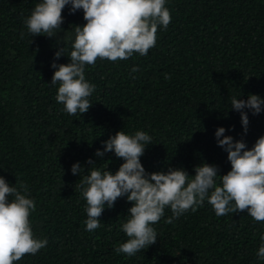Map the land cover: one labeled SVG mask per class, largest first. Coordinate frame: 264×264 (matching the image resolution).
I'll return each instance as SVG.
<instances>
[{"label":"trees","instance_id":"1","mask_svg":"<svg viewBox=\"0 0 264 264\" xmlns=\"http://www.w3.org/2000/svg\"><path fill=\"white\" fill-rule=\"evenodd\" d=\"M39 2L0 0V176L27 184L36 202L33 233L48 241L15 264H264L256 255L264 222L247 212L217 217L207 201L171 224L165 208L153 225L155 244L131 257L118 254L115 248L128 239L121 224L131 202L124 196L112 208L105 205L101 226L89 232L86 201L75 187L87 173L71 172L77 162L87 171L92 159L95 168L115 173L124 161L114 152H95L120 130L152 137L140 158L147 173L173 167L193 176L203 162L217 166L218 175L230 171L216 130L225 128V136L243 140L248 149L264 135V106L258 115L244 109L246 133L231 108L233 96L264 99V0H166L171 22L158 28L146 56L85 66L95 91L81 116L63 110L55 99L58 85L50 84L52 63L70 62L72 30L85 23L83 11L71 14L66 6L57 36L32 37L23 21Z\"/></svg>","mask_w":264,"mask_h":264},{"label":"clouds","instance_id":"2","mask_svg":"<svg viewBox=\"0 0 264 264\" xmlns=\"http://www.w3.org/2000/svg\"><path fill=\"white\" fill-rule=\"evenodd\" d=\"M165 5L166 0H40L35 4L23 21L32 37L57 36L62 31V13L66 6H70L71 14L83 11L85 23L74 25L72 30L70 62L51 65L56 70L50 85H58L55 99L67 114L81 116L92 106L88 98L95 91V85L85 78L86 65L94 66L98 59L128 60L134 53L146 56L155 47L158 28L166 29L171 22ZM23 35L22 32L21 38ZM63 52L64 47L55 53V58L59 59ZM138 70L135 66L131 69L133 73ZM262 106L264 99L259 95L249 94L247 100L231 97V108L240 113L245 133L249 118L244 109L258 115ZM225 131L219 127L215 136L218 146L227 152L230 171L218 175L217 166L203 162L194 168L193 176L173 167L167 172L147 173L140 158L152 144V137L142 130L132 135L117 131L103 142V151L95 152L97 157L114 152L124 161L115 173L107 167L95 168L97 163L92 159L87 161L91 165L87 171L79 162L71 167L73 175L87 173L75 185L86 201V230L92 232L99 228L105 205L112 208L124 196L132 204L121 224V231L128 239L115 251L129 257L157 242L153 225L164 216L165 208L172 212L165 221L168 224L189 210L196 212L205 201L217 217L247 212L255 222H264V135L248 149L243 140L234 141L233 137L224 135ZM28 192L25 182L17 178L15 184H10L0 176V264H15L47 246L46 238H37L33 233L30 216L36 210V202L29 198ZM260 240L256 255L264 260V235Z\"/></svg>","mask_w":264,"mask_h":264}]
</instances>
